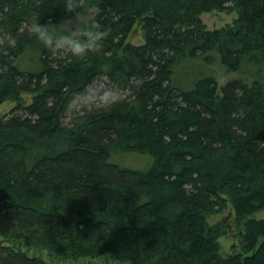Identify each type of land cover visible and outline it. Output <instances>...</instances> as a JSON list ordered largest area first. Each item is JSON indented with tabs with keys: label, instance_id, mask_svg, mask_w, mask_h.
Wrapping results in <instances>:
<instances>
[{
	"label": "trees",
	"instance_id": "16d2710c",
	"mask_svg": "<svg viewBox=\"0 0 264 264\" xmlns=\"http://www.w3.org/2000/svg\"><path fill=\"white\" fill-rule=\"evenodd\" d=\"M73 12L107 33L101 48L35 41L31 19ZM213 12L238 17L210 30ZM98 82L119 102H82ZM6 101L0 264H50L37 251L51 264H264V0H0ZM229 204L238 244L224 254L228 226L208 219Z\"/></svg>",
	"mask_w": 264,
	"mask_h": 264
},
{
	"label": "clouds",
	"instance_id": "9594fccd",
	"mask_svg": "<svg viewBox=\"0 0 264 264\" xmlns=\"http://www.w3.org/2000/svg\"><path fill=\"white\" fill-rule=\"evenodd\" d=\"M73 13L72 18L59 23H41L39 17L31 19L29 28L35 41L54 52L67 53L73 57H84L101 48L107 33L95 22L90 23L85 14ZM8 44H16L15 36H8ZM97 96L99 103L111 106L119 102L121 92L115 86H107Z\"/></svg>",
	"mask_w": 264,
	"mask_h": 264
},
{
	"label": "rangeland",
	"instance_id": "374dc122",
	"mask_svg": "<svg viewBox=\"0 0 264 264\" xmlns=\"http://www.w3.org/2000/svg\"><path fill=\"white\" fill-rule=\"evenodd\" d=\"M238 17V14L232 13V14H226L222 12H213V13H205L201 16V19L203 22L206 24L208 29L213 30V29H220L222 27H225L227 25H233L234 20ZM128 42L134 44V45H141L144 43V38H143V33L142 31L137 28L136 32H134L133 35H131L128 38ZM204 63H200L198 65V68L204 69ZM210 70H214L212 67H208ZM220 75V81L222 83L228 81L229 79L235 78L234 73H231L232 75H227L223 72H219ZM108 85L105 82H98L96 83L90 90V95L89 97L82 99V102L84 103H89V104H94L98 105L99 100L97 94L102 91L105 87ZM32 102V97L30 95H23V104L28 105ZM17 103L14 101H6L3 104L0 105V119L6 118L8 115L11 114L12 110L16 107ZM130 162H136V159H129ZM231 206L229 204L227 210L222 213V214H217L211 216L208 221L211 225H215L219 222H223L228 226L229 229V234L227 236H224L220 239V243L222 245V251L224 254H229L232 252L233 247H235L236 244H238L236 238L234 237V219H233V214H231ZM254 218L256 219H264V211L257 213L254 215ZM22 251H26L28 254L32 255L34 254V250L29 248V246L26 243H23L22 245L19 246ZM31 249V250H30ZM36 254L38 256H42L47 262L51 264V260H49L47 253L46 252H41L37 251ZM106 258L104 257L103 259H100L101 261L105 260ZM58 264H84V261H79V262H58Z\"/></svg>",
	"mask_w": 264,
	"mask_h": 264
}]
</instances>
